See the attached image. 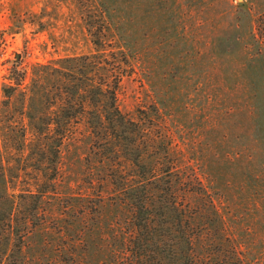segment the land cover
I'll use <instances>...</instances> for the list:
<instances>
[{"label":"rangeland","instance_id":"1","mask_svg":"<svg viewBox=\"0 0 264 264\" xmlns=\"http://www.w3.org/2000/svg\"><path fill=\"white\" fill-rule=\"evenodd\" d=\"M111 1L115 3L106 0L112 7ZM242 5L249 7V0H141L137 19L141 56L136 73L123 82L119 102L133 117L152 100L165 103L166 128L173 146L184 152L183 164L203 183L217 187L221 199L216 203L237 227L233 238L238 241L239 264H264V175H257L263 166L256 162L261 150L254 136V108L242 82L231 75L243 67L242 61L223 63L215 56V50H224L216 49L217 38L235 25ZM95 51L77 0H0L3 131L8 130L7 120L17 121L12 125L26 127L28 144L33 146L38 137L29 116L38 114L35 104H46V92L53 90L51 67ZM17 83L8 99L4 88ZM91 144L83 123L64 143L57 195L43 203L50 231L43 234V241L37 236L30 240V264H112L111 252L122 236L116 223L121 211L114 206L110 179L90 166ZM99 200L108 206L106 222L92 237V209ZM82 216L86 221L79 227L76 249L70 251L80 256L72 260L63 250L72 239H57L55 233ZM228 260L223 256L214 264H230Z\"/></svg>","mask_w":264,"mask_h":264},{"label":"trees","instance_id":"2","mask_svg":"<svg viewBox=\"0 0 264 264\" xmlns=\"http://www.w3.org/2000/svg\"><path fill=\"white\" fill-rule=\"evenodd\" d=\"M77 3L95 53L63 59L61 67H51L54 92H46L47 103L35 104L38 114L29 116L38 137L33 146L28 144L26 127L12 125L17 121L7 120V131L0 126V264H30V240L37 236L43 241V234L50 231L43 203L57 195L62 148L81 123L94 152L90 166L110 179L114 206L121 211L116 223L122 236L111 252L110 263L203 264L204 259V264H214L225 256L230 264H239L238 241L233 238L237 227L216 203L221 199L217 187L203 183L183 164L184 152L173 146V136L166 128L165 103L152 100L149 106L136 110L135 117L120 107L123 82L136 73L135 64L141 56L142 29L137 25L141 0H115L112 7L106 0ZM249 3V7L242 5L235 25L217 38L216 49L225 51L215 50V56L223 63L242 61L243 67L231 75L242 82L254 108V136L261 150L256 162L263 166L257 175L261 177L264 0ZM122 5L132 12L123 10ZM255 8L259 9L253 14ZM18 86L4 88L8 99ZM107 207L99 200L92 209V237L106 222ZM85 221L82 216L56 230L57 239H72L63 249L72 260L80 256L70 251L76 249L79 227Z\"/></svg>","mask_w":264,"mask_h":264}]
</instances>
